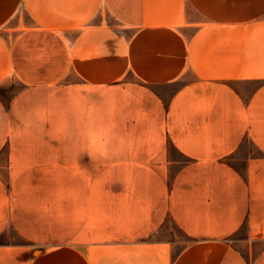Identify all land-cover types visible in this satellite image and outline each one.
<instances>
[{
    "label": "crops",
    "instance_id": "crops-1",
    "mask_svg": "<svg viewBox=\"0 0 264 264\" xmlns=\"http://www.w3.org/2000/svg\"><path fill=\"white\" fill-rule=\"evenodd\" d=\"M75 17L102 34L135 28L129 59L139 79L188 82L173 102L182 96L190 103L201 85L222 100L226 85L256 83L244 93L245 107L264 109V0H85L74 12L73 0H0V82L42 79L45 60L31 54L25 61L23 51H41L57 35L73 33ZM234 106L238 112V101ZM222 142L232 147L219 155L229 163H219L213 184L144 193L139 217L129 222L109 220L108 202H92L75 229L73 201L15 184L6 165L0 264H264V137Z\"/></svg>",
    "mask_w": 264,
    "mask_h": 264
},
{
    "label": "rangeland",
    "instance_id": "rangeland-1",
    "mask_svg": "<svg viewBox=\"0 0 264 264\" xmlns=\"http://www.w3.org/2000/svg\"><path fill=\"white\" fill-rule=\"evenodd\" d=\"M84 5L73 0V12ZM85 21L75 17L73 33L46 49L23 51L25 61L31 54L45 60L42 79L0 82V169L12 167L15 184L73 201L72 229L84 225L92 202H108L109 220L129 222L139 217L144 193L213 184L219 163H229L219 156L232 148L222 139L264 137V109L245 107L244 93L256 83L228 84L222 100L201 85L190 103L173 102L188 82L139 79L129 59L135 28L102 34L87 31Z\"/></svg>",
    "mask_w": 264,
    "mask_h": 264
}]
</instances>
